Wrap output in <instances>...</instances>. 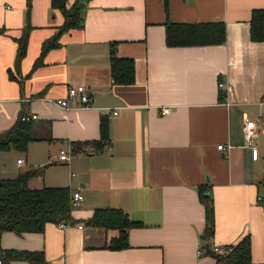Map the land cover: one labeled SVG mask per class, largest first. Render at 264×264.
Segmentation results:
<instances>
[{"label":"crops","instance_id":"obj_1","mask_svg":"<svg viewBox=\"0 0 264 264\" xmlns=\"http://www.w3.org/2000/svg\"><path fill=\"white\" fill-rule=\"evenodd\" d=\"M254 10H264V0H88L82 27L43 53L64 23L51 0H30L29 8L27 0H0V135L25 116L36 139L16 159L18 173L4 163L10 150L0 152V180L38 170L28 186L67 188L72 217L41 233L5 232L1 250L41 251L46 264H214L199 255L204 245L230 248L249 237L252 264H264V42L250 40ZM167 24H222L225 41L170 47ZM111 53L133 60V83L112 82ZM70 86L85 87L88 108L54 105ZM245 118L255 125L256 160ZM57 162L66 171L45 183L44 169ZM200 193L213 206L207 241ZM98 209L121 210L138 224L127 231V248H107L117 230L87 225Z\"/></svg>","mask_w":264,"mask_h":264},{"label":"trees","instance_id":"obj_2","mask_svg":"<svg viewBox=\"0 0 264 264\" xmlns=\"http://www.w3.org/2000/svg\"><path fill=\"white\" fill-rule=\"evenodd\" d=\"M87 1L76 0L67 8L66 0H51V8L62 14L64 23L53 38L43 43V53L57 46L58 38L62 33L82 27L83 19L80 13ZM29 7L30 0H27V8ZM165 30L166 43L170 47L220 45L225 41V29L222 24H167ZM249 36L252 42H264V10H254L251 13ZM25 49L26 35L18 42L16 65L24 57ZM110 72L113 83L129 85L134 80V62L132 59L116 58L112 54ZM99 130L101 139H107L106 120H100ZM35 140L32 124L19 119L8 132L0 135V152L10 149L25 152L28 144ZM38 174V170H28L14 179L0 180V238L5 232L16 235L41 233L47 223L72 222L70 191L67 188H30L29 181ZM199 199L205 206L206 226L202 239L207 241L214 233L213 206L210 199L202 193ZM86 223L89 226L118 231V237L114 238L107 247L112 251L127 248V231L138 226L118 209L95 210ZM230 248L231 251L226 255L213 253L208 245H204L203 251L205 256L214 259L215 264H252L249 237H245ZM0 260L4 264H9L11 261L46 264L44 253L41 251L27 252L0 248Z\"/></svg>","mask_w":264,"mask_h":264},{"label":"built area","instance_id":"obj_3","mask_svg":"<svg viewBox=\"0 0 264 264\" xmlns=\"http://www.w3.org/2000/svg\"><path fill=\"white\" fill-rule=\"evenodd\" d=\"M219 86L221 87L222 84H220ZM52 102L54 103V105L64 110H72L75 108H88L90 97L84 86H70L67 89V95L65 99H58ZM168 112H169L168 109L161 110L162 114H167ZM35 118L36 116H32V119H35ZM20 120L23 122H26L29 120V118L22 116ZM255 132L256 130H255L254 123L250 119L245 118L244 125H243V137H244L246 146L251 149L252 158L254 160H256L257 158V149L253 147V140L255 137ZM217 149L224 150V147L222 145H219L217 146ZM59 159L67 160V157L65 156V154L61 153ZM18 163L20 164L21 161H18ZM72 199H73V205L75 206L82 200V196L80 193L77 192L73 194ZM257 201L258 202L262 201V198L258 197ZM212 251L213 253L218 254V255H226L231 251V248L216 247V248H212ZM199 255L205 256L204 251H199ZM0 264H4V263L0 260Z\"/></svg>","mask_w":264,"mask_h":264},{"label":"rangeland","instance_id":"obj_4","mask_svg":"<svg viewBox=\"0 0 264 264\" xmlns=\"http://www.w3.org/2000/svg\"><path fill=\"white\" fill-rule=\"evenodd\" d=\"M48 150H49V148H47L45 150V152L48 153ZM51 150L53 151L54 149L51 148ZM64 151H66V150H64ZM58 152H57V154H54L52 159L57 158V155L59 154ZM8 153L9 154L6 155V159H4V163H6L8 167L13 169V170H11L13 172V174L18 173V170L14 166H16V159L17 158L24 159V152L19 151V150H15V149H10V151ZM40 157H41V152L36 150L34 152V158L33 159L39 163V161L41 160ZM38 163H33V164H36L35 167H39L40 165H38ZM26 165L27 164L25 162V164H23V166H21V170H25L27 168ZM65 167H66L65 165L60 164L59 162L55 163L53 166L46 167L43 171V174H42L44 182L45 183L56 182L58 180V178L60 176H62L63 172L66 171Z\"/></svg>","mask_w":264,"mask_h":264}]
</instances>
